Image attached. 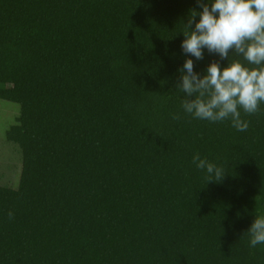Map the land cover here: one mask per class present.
Returning a JSON list of instances; mask_svg holds the SVG:
<instances>
[{"label": "trees", "instance_id": "1", "mask_svg": "<svg viewBox=\"0 0 264 264\" xmlns=\"http://www.w3.org/2000/svg\"><path fill=\"white\" fill-rule=\"evenodd\" d=\"M193 9L0 0V100L20 106L6 138L22 154L18 187L0 184V264H264L248 232L264 216V104L241 110L244 132L183 113ZM196 153L224 178L208 183Z\"/></svg>", "mask_w": 264, "mask_h": 264}, {"label": "clouds", "instance_id": "2", "mask_svg": "<svg viewBox=\"0 0 264 264\" xmlns=\"http://www.w3.org/2000/svg\"><path fill=\"white\" fill-rule=\"evenodd\" d=\"M195 2L199 10L190 11L185 24L188 31L183 32L185 39L180 44L186 57L177 70V88L185 97L182 111L211 123L230 120L233 128L244 132L249 122L242 119L241 110L254 114L264 104V0ZM205 52L219 59L201 74L195 62L203 60ZM224 60L227 66L222 64ZM180 118V114L173 115V119ZM192 163L205 172L208 183L221 181L226 174L223 166L199 153L193 156ZM8 217L12 219L14 213L9 211ZM248 232L251 247L264 244V216L257 215Z\"/></svg>", "mask_w": 264, "mask_h": 264}, {"label": "rangeland", "instance_id": "3", "mask_svg": "<svg viewBox=\"0 0 264 264\" xmlns=\"http://www.w3.org/2000/svg\"><path fill=\"white\" fill-rule=\"evenodd\" d=\"M19 116L18 104L0 100V184L11 188L19 185L22 154L17 145L7 141L6 135Z\"/></svg>", "mask_w": 264, "mask_h": 264}]
</instances>
